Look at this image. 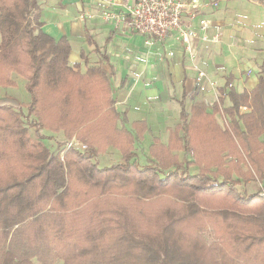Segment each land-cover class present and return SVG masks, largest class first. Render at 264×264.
<instances>
[{
  "label": "trees",
  "instance_id": "16d2710c",
  "mask_svg": "<svg viewBox=\"0 0 264 264\" xmlns=\"http://www.w3.org/2000/svg\"><path fill=\"white\" fill-rule=\"evenodd\" d=\"M39 13V0H0V84L25 76L30 96L0 99V264H264V69L249 92L227 79L228 107L181 104L167 144L154 138L139 165L146 123L118 127L108 75L71 66L69 41L44 33ZM43 130L64 140L51 149ZM73 138L86 149H67ZM108 148L121 160L100 168ZM249 182L261 189H238Z\"/></svg>",
  "mask_w": 264,
  "mask_h": 264
},
{
  "label": "crops",
  "instance_id": "0c3cea01",
  "mask_svg": "<svg viewBox=\"0 0 264 264\" xmlns=\"http://www.w3.org/2000/svg\"><path fill=\"white\" fill-rule=\"evenodd\" d=\"M44 1H49L45 7ZM96 1L39 0L41 30L54 39L67 38L71 66L79 65L82 72L89 66H101L109 77L115 110L126 119L124 124L118 122L119 128L123 125L132 130V123H146L143 140L134 144L138 163L145 165L151 159L148 148L152 140L167 144L169 131L180 123L181 104L190 112L192 104L201 101L210 111L213 94L208 90L192 97L196 70L174 34L149 45L143 36L123 27L96 16L81 17L85 10L94 12ZM200 1L217 5L205 8L200 16L212 24L206 31L209 41H197L195 64L207 73L222 107H228V97L220 92L227 79L232 78L237 93L249 92L258 82L259 70L264 69V0ZM216 119L222 125L220 112ZM56 135L63 139L61 132ZM175 154L181 157L183 153Z\"/></svg>",
  "mask_w": 264,
  "mask_h": 264
},
{
  "label": "built area",
  "instance_id": "2783aa9c",
  "mask_svg": "<svg viewBox=\"0 0 264 264\" xmlns=\"http://www.w3.org/2000/svg\"><path fill=\"white\" fill-rule=\"evenodd\" d=\"M216 5V2L203 3L200 0H97L93 13L85 10L80 16L83 18L96 16L104 23L123 27L127 31L143 36L149 45L155 40H166L174 34L196 70L192 97L210 90L213 100L209 105L212 106L218 103L220 96L207 73L199 69L195 62L197 41H209L206 31L212 24L211 20L202 19L200 16L205 8ZM167 55L171 57L173 52H168ZM158 56L162 58V54ZM220 115L222 123H225V117L221 112ZM66 148L83 151L86 146L72 139L67 142Z\"/></svg>",
  "mask_w": 264,
  "mask_h": 264
},
{
  "label": "rangeland",
  "instance_id": "374dc122",
  "mask_svg": "<svg viewBox=\"0 0 264 264\" xmlns=\"http://www.w3.org/2000/svg\"><path fill=\"white\" fill-rule=\"evenodd\" d=\"M44 3H46V4H43V7H45V5H47L49 3V1L48 2L44 1ZM8 79H9V81L12 82L13 85H9V86L5 87L2 84H0V99L14 98V99H17L19 102L24 103V105L27 104L25 102H27L29 100L30 96L25 89V86L27 83L26 77L19 75V74H16L14 72H9L8 73ZM24 110H26V109H24ZM247 111H248V109L247 110L246 109L245 110L240 109V113H245ZM222 124L225 126L224 123H222ZM30 132H32V130ZM43 133L47 137L50 138V139L45 140V144L48 147H50L51 149H53V148L55 149L56 143L64 140V138L63 139L61 138L59 140L58 137H60V136L56 135V133H52V132H49L47 130H43ZM260 139H261V141L264 142V134L261 135ZM108 149L105 153H100L98 155L97 163H98L100 168L109 167L112 164L120 162V160H121V155H120V152L118 150H116L114 148H110L109 150ZM182 156H183V154L181 155V157L178 156L179 160L182 159ZM140 163H142V162L140 161ZM190 170L192 173H195V172H197L198 169L196 167H191ZM238 189L240 191L241 190L246 191L247 193H254L257 190L261 189V187L257 182H249L247 184L238 185ZM156 207H158V204L152 205L151 210H154ZM201 236L203 237V239L207 243H211L215 239L214 232L210 228H207L201 234Z\"/></svg>",
  "mask_w": 264,
  "mask_h": 264
}]
</instances>
